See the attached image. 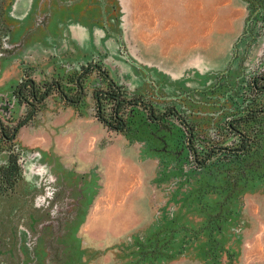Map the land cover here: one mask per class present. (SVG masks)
I'll return each mask as SVG.
<instances>
[{
  "label": "rangeland",
  "instance_id": "obj_1",
  "mask_svg": "<svg viewBox=\"0 0 264 264\" xmlns=\"http://www.w3.org/2000/svg\"><path fill=\"white\" fill-rule=\"evenodd\" d=\"M248 2L241 12L236 0H8L16 50L0 57V166L24 157L18 191L61 220L35 235L24 229L22 264H264V166L239 180L223 151L201 165L214 142L240 148L229 122L264 109L252 84L264 77V0ZM231 20L247 29L226 69L231 38L209 45ZM141 60L159 70L169 61L184 75ZM92 64L156 117L176 108L195 129L199 162L182 119L155 121L147 105L127 107V130L106 127L97 107L110 112L101 95L110 87L98 70L85 72ZM25 80L41 94L53 88L37 102L30 89L19 95ZM25 120L14 140L4 137ZM114 151L125 166L105 161Z\"/></svg>",
  "mask_w": 264,
  "mask_h": 264
},
{
  "label": "trees",
  "instance_id": "obj_2",
  "mask_svg": "<svg viewBox=\"0 0 264 264\" xmlns=\"http://www.w3.org/2000/svg\"><path fill=\"white\" fill-rule=\"evenodd\" d=\"M7 5L8 0H0V57L10 56L16 50V47L9 46L11 28L6 21ZM262 81L264 82V80ZM77 83L80 88H83L81 79L77 80ZM108 83L109 87L112 88V83L110 81ZM260 83V81H254L252 83L254 87L253 93L256 98L264 92V87ZM104 100H107L109 103L111 102V109L106 114L104 105L99 101L100 104L97 110L100 121L109 129L127 130L128 122L124 116H126L127 107L134 106L135 104L124 101L120 102L117 93L111 97L105 96ZM136 105L138 104L136 103ZM152 109H154L153 106L151 107ZM248 110L251 117L247 121L240 123L234 119L232 120V126L227 125V130L232 134V137H235L238 142H241L240 148L226 146L220 142L212 143V148H220L219 151H223L226 154L227 157L224 156L225 158L237 161L238 171L236 172V178L238 177L237 179L239 180H247L250 173L258 171L264 166V154L260 158H254L264 149V109L250 107ZM250 123H253V126L250 129H246L245 127ZM191 129L193 132L195 131L193 127ZM195 138H193L192 150L198 149ZM221 152H215L214 154L218 155ZM0 173V193L3 195L7 193L13 194L16 185L14 183L22 179L23 176V168L19 164L18 159L10 157L6 164L0 166Z\"/></svg>",
  "mask_w": 264,
  "mask_h": 264
},
{
  "label": "flooded vegetation",
  "instance_id": "obj_3",
  "mask_svg": "<svg viewBox=\"0 0 264 264\" xmlns=\"http://www.w3.org/2000/svg\"><path fill=\"white\" fill-rule=\"evenodd\" d=\"M92 65L88 66L89 68L88 69L86 68L85 72H88L91 69H95V70H98L100 73H102L104 76H106L107 79L109 78V75L105 70H102L101 68L97 69L96 67H92ZM258 78L260 80H264V77H258L257 76L255 81ZM78 80H79V78H78ZM108 81H109V79H108ZM57 87L59 89L58 85H57ZM52 88H53V86H49L48 89L43 94H41V92L38 91L36 85L35 84L33 85L31 83V80H25L20 87L19 95L22 94L21 90L30 89V95L32 96L34 101H37V102H39L40 100L44 101L45 98L49 95ZM115 93H117V96H118L120 102L124 101V102H131L132 104H136V102L131 101V100H127L126 98H124V95L122 93V88L119 87V85H117V83L114 80L112 83V88H109L108 90L103 91L101 93V95L106 96V97H109V96L111 97ZM82 95H83V93H81V89H80V98L82 97ZM21 98L24 99L25 97L22 96ZM80 98L75 103H78L80 101ZM97 98H98V96H97ZM142 104L144 106L147 105V103L144 101H143V103L138 102V105H142ZM147 106L151 109L149 104ZM30 107L32 108V110L27 115V120L32 119V117L34 116V114L36 113V110H37L33 104H31ZM172 108H174V107H172ZM170 109L171 108H169L167 110V112L163 113L159 117L155 116L154 110L152 109V110H150V118L154 119L155 121H159L162 119H167L170 116L178 117V115ZM152 111H153V113H152ZM250 117L251 116L248 115L246 117L238 118V119H236V121H238L240 123L245 122ZM178 118H180V117H178ZM180 119H182V118H180ZM27 120L23 121L15 129H13L11 137H8L5 132L3 134L4 137L8 140H11V139L14 140L16 138V135L18 133L19 128L24 126L25 123L27 122ZM186 122H187V120H186ZM232 123H233V121L229 122V125L232 126ZM183 124L187 127L188 132L190 134L188 144L191 147L193 144V138H195V133L192 131L191 126L189 125L188 122L187 123L183 122ZM219 150H220V148L210 149L207 157L201 163V165H205L210 160L211 155L213 153H215L216 151H219ZM193 151H194L195 160L197 161L198 156H199V152L197 149L193 150ZM11 157L18 159L19 164L23 168V176H22V179L16 181V183H14L16 185H15V190H14L13 194L7 193V194L3 195L0 193V195H1L0 197H3V198L4 197L5 198L6 197L15 198L13 196H15L16 193L19 194L15 198V201L13 199V202L11 204L9 203L10 201L7 199L0 200V264H22L21 263L22 259L20 257V249L24 248V247H20V246L22 245L21 240L23 239L22 233H23L24 229H25V232L31 231V233H33L35 235V233L37 232L36 225H41V223L48 224V223L53 222V221L55 222V220L58 219L55 217L54 213L52 212L53 205H51L50 203H47V205L43 204L42 206H38V205L34 206V203H33L34 194L33 193L27 195L28 196L27 197L18 191V188L20 187L21 183L25 181V171H24L25 158L20 156V155H15V154ZM9 159H10V157H9ZM198 162L199 161H197V163ZM33 191H35V189ZM54 194H55V197H54L55 201L54 202L57 203V200L59 199L61 192L60 193L57 192ZM20 196L23 198V200H19V202H21V203H19V205L16 206L15 202L18 200V198ZM1 205H2V207H1ZM3 205H4V207H3ZM17 211H19V213H17ZM57 221H58V225H59V222L61 220L58 219ZM37 235H39V234L37 233ZM52 251H53V255H54V260H56V258H57V254H56L57 247H52Z\"/></svg>",
  "mask_w": 264,
  "mask_h": 264
},
{
  "label": "crops",
  "instance_id": "obj_4",
  "mask_svg": "<svg viewBox=\"0 0 264 264\" xmlns=\"http://www.w3.org/2000/svg\"><path fill=\"white\" fill-rule=\"evenodd\" d=\"M236 3H237V9L239 11H241V12H243L244 10L249 11V2H248V0H236ZM246 25H247V22L246 21L244 23L241 22L240 24L235 25L234 22L231 20L230 22H228L224 26V28H222V30H220L221 28L218 29L219 31H217V34L215 35V37L213 38V41L209 45V48H211V46L214 44V39L216 37H217V39H219L221 37H224V36H227V37H230L231 38V42H230V44H231V50L229 51V53H230L229 59L227 58L229 62L226 65L227 66L226 69L229 67V64H230V62L232 60V57L234 56L232 54V48L234 47L235 43L239 39V36L241 35V33H243L247 29L246 28ZM141 61H146V60H141ZM170 62H173V61H170ZM163 63L164 64H167V65L165 67V66L161 65V63H160V70H161V72H160V70L156 68V66H158L157 63H155L153 60L152 61L151 60L150 61H148V60L146 61V64L148 65V67H151L149 69L150 70H155L157 72L159 70V74L164 73V72L170 73L172 75L173 74L174 75L176 74L178 78H181L184 75L183 73H181V70L180 71L177 70L176 71L177 73H175V68L180 69L181 66H178V65H170L169 64V61L167 63L163 61ZM148 67H146V68L148 69ZM226 69H224V71ZM85 137H86V135H85ZM91 139L92 138H90V140ZM129 151H130V149H129ZM130 152L133 153V150L130 151ZM90 153H92V152L90 151ZM118 157H119V153H117V152L114 151L112 154H108L107 159L105 161H107V163L109 165H111V166H114V163L120 164L121 166H125L124 160H122L121 158H118ZM71 160H72V158L69 157L68 158V161H71ZM121 166H118V167L120 168Z\"/></svg>",
  "mask_w": 264,
  "mask_h": 264
},
{
  "label": "water",
  "instance_id": "obj_5",
  "mask_svg": "<svg viewBox=\"0 0 264 264\" xmlns=\"http://www.w3.org/2000/svg\"><path fill=\"white\" fill-rule=\"evenodd\" d=\"M92 67H96L97 69H100V67H99L98 65H96V64H93ZM88 68H89V67H87V69H88ZM108 79H109V81H110L111 83H113V80H112L111 77H109ZM31 83H32L33 85L35 84V82H34L33 80H31ZM59 89H60V87H59ZM81 93H83V88H81ZM138 102H139V103H143V100H142V99H139ZM149 106L152 107L151 105H149ZM170 110L174 111V113H176V114L178 115V117H181L179 111H178L176 108H171ZM152 113H153V111H152ZM182 121H183L184 123H187L186 120L183 119V118H182Z\"/></svg>",
  "mask_w": 264,
  "mask_h": 264
}]
</instances>
